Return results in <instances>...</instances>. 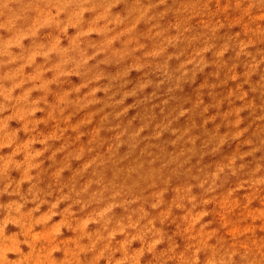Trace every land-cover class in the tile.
I'll list each match as a JSON object with an SVG mask.
<instances>
[{"label":"clouds","instance_id":"9594fccd","mask_svg":"<svg viewBox=\"0 0 264 264\" xmlns=\"http://www.w3.org/2000/svg\"><path fill=\"white\" fill-rule=\"evenodd\" d=\"M121 4L127 5V14H114L113 9ZM212 4L213 0H172L175 7L169 6V0H132L131 3L129 0H0V149L10 147L20 135L19 127H15L16 130L10 135L6 131L14 117H4L3 114L10 109L25 120L24 133L31 134V138L13 153H23V160L15 167L21 169L29 181L26 191H20L18 184L13 188L14 181L6 176L5 170L11 160L0 164V184L3 185L0 196L8 194L18 197L7 204H0V213L15 214L18 221L23 217L24 225L31 217L34 226L46 224L53 217L61 219L67 216L72 224L65 227L79 225L89 229L92 225L98 226L85 233L93 238L92 247L101 242L112 243L113 237L119 233L126 237L125 245H132L134 240L141 239L145 242V250L152 251L170 239L165 235L161 222L168 219L173 209H183L185 219L191 218L192 224L209 217L210 211L204 206L209 205L212 194L227 182L229 175L239 177L245 190H264V162H258L250 171H246L245 164L237 166L238 160H244L264 148V139L260 140L259 146H253L251 140H246L244 143L251 147V151L236 153L211 171L201 168L193 174L192 169L188 168L182 173L187 181L175 187L176 198L165 199L172 188L173 177L181 175L184 165L197 155L196 141L200 139L192 135L196 128L194 122L183 129L173 128L172 125L181 117H191L198 112L203 118L210 108L217 109V116H221L233 131L220 135L219 126L211 133L205 130L208 139L204 141L203 149L210 148V151L201 150L202 159L204 155L219 152L230 140L239 141L248 131L240 127L243 123L241 113L249 109L255 112L257 109L253 102H246L248 92L244 86L248 85L252 92L264 97V51L255 54L249 51L256 43L264 42V0H226L223 7L216 0L215 11L210 7ZM161 8L162 11L159 10ZM229 12L239 14L236 23L243 26L247 39H241L240 32L226 37L218 35L226 26L232 28L231 20L226 25L218 18L221 14L227 17ZM170 13L176 17V22L165 27L161 21ZM86 14H90V18L86 19ZM193 21L196 23L193 24ZM141 23L150 25L147 33H137ZM46 28L52 31L41 36V30ZM70 29L74 30V34H69ZM171 31L175 34H170ZM93 36L99 39H92ZM142 38L153 42L151 49L140 42ZM25 41L30 43L26 46ZM116 44L120 46L115 47ZM170 48L177 51L169 53ZM229 51L234 52L231 66L224 59ZM208 53L214 57L211 63L206 59ZM38 57L42 58V63H37ZM181 57L184 59L181 60ZM173 60L179 61L175 68L171 67ZM92 61L95 63H90ZM16 62L19 63L15 68L8 67ZM33 66L34 71L26 74L25 69ZM101 66H116L118 70L111 74ZM241 66L243 72L239 73L237 69ZM209 67L217 69L213 73L217 78L221 72L224 73L220 85H201L191 108L174 109L155 125L152 140L158 141L166 132H171L175 136L171 142L173 146L191 145L190 148L182 146L179 151L170 153L167 161L158 168L152 165L161 159L160 156L148 162L147 171H144L141 162L134 167H120L127 157L118 158L123 146L127 145V155L131 156L143 139H147L142 138L141 133L155 120L151 114L145 115L141 127L132 129L129 121L127 126L117 124L109 129L116 135L101 151L106 141L100 138L99 133L109 121L108 115H104L101 126L89 134L91 138L87 144H80L81 137L85 135L80 129L91 124L93 117L103 112L104 108H112L114 111L111 115L119 120L130 107L137 106L121 107L130 97H137L150 87L160 88L163 85H168L169 94L181 91L185 85L194 84L197 76ZM6 68L8 70L5 72ZM133 72L143 73L144 78L127 90ZM150 73L159 74L161 78L154 83L148 78ZM254 76L259 77L255 83L252 79ZM72 77H78L81 82L72 84ZM104 80L107 83L101 85L100 82ZM240 80L242 83L237 84L227 96L217 98L214 94L213 90L218 86ZM6 83L11 86L6 87ZM22 85L29 87L23 88L18 97L13 96V91ZM204 88L209 89L214 104L204 103ZM84 89L87 91L81 95ZM37 91L41 94L34 97L33 93ZM98 93H103L106 99H98ZM155 95L152 93L137 103H146ZM236 101L242 102L241 106H235ZM225 102L229 104V111L221 114L219 109ZM164 103L167 104V101ZM97 104H103L104 108L89 112L79 122L72 123L73 117ZM118 108L121 110L115 111ZM261 112L264 113V108ZM37 113L44 115L37 118ZM217 116L204 119V125L215 121ZM256 119L264 122V114ZM41 125L49 130H41ZM69 132L76 133L74 139L66 135ZM257 132H264V129H257ZM58 142L60 146L56 147ZM36 145L41 147L37 148ZM146 151L147 148L143 149L142 154ZM61 154L62 159L58 160ZM4 159L0 156V161ZM46 160L51 161L47 168L44 167ZM73 161L82 163L73 170ZM173 165L175 167H171L170 173L165 175V169ZM109 168L112 170L110 179L106 175ZM51 169L56 170L55 175L59 179L45 185L41 176ZM32 170H36L34 175L31 174ZM69 171L71 176L65 180L63 174ZM134 175L137 178L133 180ZM141 184L146 187H141ZM194 188L200 190L199 195L193 193ZM62 204L66 206L60 210ZM45 206L47 210L42 212ZM117 209H121L123 214L117 215ZM36 213L40 215L37 217L34 215ZM13 223L7 219L0 220V264H24L25 260L28 264H34L36 256L26 257V252L21 249L25 243L32 247L28 232H18L19 238L9 243L6 232ZM20 226L16 224L13 227L17 229ZM55 232L63 236L61 225L56 226ZM10 247L14 248L19 258H10L7 251ZM91 250V247L79 249ZM237 257L240 264H264V244L254 247L249 243L242 251L239 247L234 248L229 241L218 246L214 260L215 264H237ZM172 259H162L161 264H168V260ZM76 264H85L78 253ZM108 264H112V261L109 260ZM116 264L124 262L117 261ZM136 264H139L138 260ZM188 264H198V261L189 257Z\"/></svg>","mask_w":264,"mask_h":264},{"label":"rangeland","instance_id":"374dc122","mask_svg":"<svg viewBox=\"0 0 264 264\" xmlns=\"http://www.w3.org/2000/svg\"><path fill=\"white\" fill-rule=\"evenodd\" d=\"M131 2L132 0H129V3ZM215 3L216 0H213V4L210 5L213 11L216 9ZM225 3L226 0H219L220 7H223ZM169 6L175 7V5H172V0H169ZM159 10L162 11L163 9L161 8ZM113 13L126 15L127 5H119L116 9H113ZM238 15L239 14L237 12H229L227 17H225L223 14L218 17L226 25L228 21L231 20L230 27H232L228 28L226 26L225 28L221 29V31L218 33L220 37L231 36L236 32H240V38L247 39V37L243 34V26L236 23ZM88 18H90V14H86V19ZM175 22L176 17L171 13L166 16L163 21H161L162 25L165 27ZM195 23L196 21H193V24ZM149 27L150 25L141 23L137 28V33H147ZM196 30L200 31L199 28ZM50 31L52 30L47 28L42 29L40 35L44 36ZM69 34H74V30L70 29ZM170 34L174 35L175 32L171 31ZM92 39H99V37L93 36ZM140 42L145 44L147 49H151L153 45L151 40L144 38H142ZM29 43V41H25L26 46ZM64 45H67L66 40L64 41ZM114 46L119 47L120 45L116 44ZM176 51L177 49H169V53H174ZM249 51L253 52V54H255L257 51H264V42L256 43L255 47L250 48ZM138 55H140V53H138ZM233 57L234 52L232 51H229L225 54L224 59L229 63V66H231ZM102 58L103 57H98V59ZM182 59H184V57H181V60ZM206 59H208L211 63L214 60V57L211 53H208L206 54ZM18 63L19 62L13 63L8 67L15 68ZM37 63H42V58L38 57ZM90 63H95V61ZM178 64L179 61H171L172 68H175L178 66ZM34 67L35 66L25 69L26 74L33 72ZM101 67L106 72L111 74H114L118 70L116 66ZM7 70L8 68L4 69L5 72ZM262 70H264V66H262ZM216 71L217 69L215 67L206 68L203 73L197 76L194 84H187L181 91L175 93L169 94L167 91L168 85H163L162 87L165 88H161V91L165 92L163 94L158 95V88L150 87L137 97H130L121 107H128L133 104H137V106L130 107L128 113L119 120L114 119L113 115H111L114 110L112 108H104L103 104H97L90 107L89 109H86L84 112H81L73 117V124L82 120L83 117L89 112H96L100 108H104V111L94 116L91 124L80 129L81 132L85 133V135L81 137L80 144H87L88 140L91 138L89 134L97 127L101 126V118L104 115H108L109 121L103 125V130L99 133L100 138L106 141L104 148L101 149V151H104L107 148L108 142H111L112 138L116 135V132L110 131L109 129L115 127L117 124L126 126L128 125L129 121L132 123V129L141 127L145 122V115L151 114L155 117V120L152 122L149 128L145 130V132L141 133L142 138L147 137V139H143L140 146L131 156L127 155V145L123 146L119 150L118 158L124 156L127 157L120 167H134L135 164L140 162L141 159H144L145 155L151 150H153L156 153V156H158V143L161 149H163L162 147L165 146L168 148V150L174 151L177 145L173 146L171 143L175 139V136H173L171 132H166L158 141L151 139L155 125L164 120V118L168 116L169 113H172L174 109H179L180 107L191 108L192 103L195 102L197 98L198 90L200 89L201 85L205 83L220 85V81L224 79V73L221 72L217 78L215 75H213V73ZM237 72L242 73L243 67L241 66L238 68ZM50 76L51 74H49V77ZM143 78V73H131L129 77L130 83L127 90H131L137 81ZM148 78L152 79L155 83L158 82L161 77L159 74L150 73ZM252 79L255 83L259 77L254 76ZM80 82L81 81L78 77L71 78L72 84L78 85ZM100 83L103 85L106 84L107 81L104 80ZM239 83H242V80L235 82L228 81L225 85L215 88L213 90L214 94L217 98L227 96L229 91L235 89ZM5 86L9 87L11 85L10 83H6ZM27 87H29V85H22L21 88L15 89L12 95L18 97L22 89ZM244 90L248 92L246 102H253L257 109L255 112L249 109L241 113L243 123L240 127L248 129L246 134L239 141L230 140L220 149L219 152L215 154L204 155L202 159L193 156L191 161L184 165L185 170L191 168L193 174H196L201 168H207L209 171H211L215 168V166H220L221 162H226L236 153H245L251 151V147L244 143L246 140H251L253 142V146H259L260 140L264 139V132L258 133L257 129H264V122L258 121L256 117L264 114L261 112V109L264 108V97H261L257 92H252L248 85L244 86ZM86 91L87 89L82 90L81 95ZM152 93L156 94L154 99H151L146 103H137L138 101L144 100L146 96H151ZM40 94L41 93L37 91L33 93V96L35 97ZM97 97L98 99H106L103 93H98ZM116 98L119 99V96ZM49 99L51 101L52 98L50 97ZM203 99L205 104L215 103L213 97L209 95V89L207 88L203 89ZM164 101L169 102L165 104ZM241 103L242 102L240 101H236L235 106L239 107L241 106ZM160 109H162V111L159 114L158 111ZM120 110L121 109L119 108L115 109V111ZM163 110L165 111L163 112ZM227 111H229V104L225 102L219 109V112L223 114ZM3 115L4 117L9 115L14 117V119L9 122V129L6 130L8 131L9 135L11 132L16 130L15 127L20 128V135L14 140L10 147L0 149V156L5 157L4 161H0V164L8 163V161L11 160L8 169L5 170L6 176L8 179L14 181L13 188H15L18 184L19 190L23 192L27 190L29 181L25 179V173L21 169L15 167L19 161L23 160V153L21 152L15 155H13V153L16 152L17 147L22 146V144L25 143L27 139L31 138V134L24 133L23 125L25 120L20 119L19 114L16 113L15 110L10 109ZM43 115V113H37V118H42ZM209 116H217V109L210 108L208 113L203 118L200 117L198 112L192 114L191 117H181L172 125V127L183 129L189 127L194 122L196 124V128L193 130L192 135L200 137V139L196 141L197 151L199 153L201 150L210 151V148L203 149V143L208 139V136L205 135V130L211 133L216 130L217 126H219V134L224 135L225 133L233 131V129H230L228 126H226L221 116H217L215 121L204 125V119H207ZM225 118H227V116ZM48 127L51 126L49 125ZM41 130L47 132L49 129H46L43 125H41ZM66 135L71 136L74 139L76 133L69 132ZM59 146L60 144L58 142L56 147ZM36 147L40 148L41 146L36 145ZM145 148H147V151L143 152L142 154V150ZM62 156L63 154L59 155L57 159H62ZM148 162L144 163V171H147L149 168V165L147 164ZM258 162H264V148L254 155L246 157L244 160H238L237 166L240 164H245L247 166L246 171H250L257 166ZM50 163L51 161L46 160L44 167L47 168ZM81 163L82 161H73V170L79 167ZM157 163L158 160L152 165V167ZM55 171V169H51L49 172L43 173L41 176L42 183L46 185L49 182L59 179L56 177ZM35 172L36 170H32L31 174L34 175ZM111 172V168H109V170L106 172V175L109 179L111 178ZM63 175L65 180H67L70 178L71 172H65ZM121 179H123V177ZM186 181L187 177H185L183 174L181 176H174L172 180V188H170L165 199H175V187L185 183ZM192 182L195 183L194 181ZM129 183H131V181H129ZM43 186L44 185H42V187ZM0 187H3V185L0 184ZM141 187H146V185L141 184ZM233 189H235V191H233ZM12 190L13 189H9V191ZM193 193L199 195L200 190L194 188ZM17 199L18 197L16 196L4 194L3 196H0V204H7ZM168 203L171 204V201H168ZM65 206L66 205L62 204L60 206V210H62ZM29 207H31V205H29ZM204 208L210 211V216L201 219L196 224H192L191 218L185 219L186 213L183 211V209L175 208L169 212L168 219L161 222V227L164 229L165 235L169 236L170 239H167L162 242V244L157 245L152 251L145 250V242L141 239L134 240L132 245H125L124 241L126 237L119 233L113 237L112 243L101 242L97 243L95 247H92L93 238L90 235H85V233L95 230L98 228V226L92 225L89 227V229H83L79 225H76L75 227H65V225L72 224V221L68 219L67 216H62L61 219L60 217H53V219L48 221L46 224L35 226L31 223V217H28V223L24 225V218L21 217L18 221L15 214L7 215L6 213H0V220L7 219L12 221L14 222L13 226L16 224L21 225L20 227H17V229L11 225L9 226L6 232L9 243H11L13 239L19 238L18 232H28V239L30 240L32 247H29V245L25 243L21 245V249H24L26 252V257L31 258L34 255L36 256V262H34V264H76L77 253L79 254L80 258L85 261V264H108L109 260L112 261V264H116L117 261H123L124 264H136L137 260L139 261V264H161L162 259H167V257H173L172 260H168V264H188L189 257L196 258L198 264H215L214 258L217 255L218 246L226 244L229 241L232 242V246L234 248L239 247L242 251L249 243H251L254 247L264 244V190H245L242 186V180L239 179V177L229 175L227 182L222 184V186L214 194H212L209 205H205ZM46 210L47 206L41 209L42 212ZM199 210L200 209L198 208L197 211ZM116 213L117 215L123 214L121 211H119V209L116 210ZM34 215L38 217L40 214L36 213ZM58 224L62 227L63 236H58L55 232V228ZM29 229H31V231H29ZM69 231H71V233ZM85 247H91L92 250L90 252L79 251V249ZM117 249H119V251H117ZM7 251L10 258L14 259V256L19 258L14 248L10 247ZM236 260L237 264H240L239 257H237ZM24 264H28V261L25 260Z\"/></svg>","mask_w":264,"mask_h":264},{"label":"bare ground","instance_id":"6f19581e","mask_svg":"<svg viewBox=\"0 0 264 264\" xmlns=\"http://www.w3.org/2000/svg\"><path fill=\"white\" fill-rule=\"evenodd\" d=\"M161 88H162V89H165V88H163L162 86H161L160 88H158V95L165 93V92L161 91ZM168 102H169V101H167V103H168ZM161 111H162V109H160V110L158 111V113L160 114ZM164 111H165V110H163V112H164ZM156 112H157V110H156ZM126 126H127V125H126ZM164 137H165V136H164ZM164 137H163V139H164ZM182 146H183V147H189V148L191 147V145H177V147H176V149H174V151H170V150H168V148L165 147V146H163V147H162L163 149H161L160 146H159V143H158V156H160L161 159L158 160V163H157L156 165H154L153 167L158 168V167L160 166L161 163H164V162L167 161L168 155H169L170 153L179 151L180 148H181ZM148 153H151V155H148ZM148 153L145 155L144 159H141V160H140L141 163L144 164L145 162H148V161L152 160L154 157H157V156H156V153H155L153 150H151V151L148 152ZM196 158H201L200 153H199L198 151H197ZM147 164L149 165V163H147ZM173 166H174V165H173ZM173 166H170V168L165 169V175L170 173V171H171V167H173ZM174 167H175V166H174ZM184 171H185V167H184V169H181V175H182V173H183ZM181 175H179V176H181ZM136 178H137V177L134 175V176H133V180L136 179ZM119 211L122 212L121 209H119Z\"/></svg>","mask_w":264,"mask_h":264}]
</instances>
